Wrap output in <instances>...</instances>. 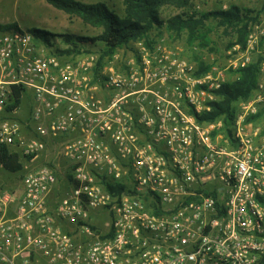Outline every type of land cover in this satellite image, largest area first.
Wrapping results in <instances>:
<instances>
[{
  "label": "built area",
  "instance_id": "built-area-1",
  "mask_svg": "<svg viewBox=\"0 0 264 264\" xmlns=\"http://www.w3.org/2000/svg\"><path fill=\"white\" fill-rule=\"evenodd\" d=\"M263 38L252 24L224 69L140 43L118 70L0 30V264H264ZM256 51L233 123L199 122ZM16 88L33 92L30 119Z\"/></svg>",
  "mask_w": 264,
  "mask_h": 264
},
{
  "label": "trees",
  "instance_id": "trees-1",
  "mask_svg": "<svg viewBox=\"0 0 264 264\" xmlns=\"http://www.w3.org/2000/svg\"><path fill=\"white\" fill-rule=\"evenodd\" d=\"M55 9L77 17L82 22L93 28L101 29L102 32L96 37L76 36L73 34L57 35L47 30L31 28L27 31L34 37L38 46H44L50 53L59 56H79L82 53L90 54L85 50L86 45L102 43V55L100 63L105 58L114 56L119 50L130 48L133 43L144 41L146 45H154L151 39V32L156 27H163L166 23L167 29L172 34L181 36L188 34L190 43L204 38L205 21L214 18L219 19L223 26L235 30L238 39L234 44H241L245 47L249 35V28L256 23L264 13L262 10H243L238 6H231L228 10L212 11L198 15L191 12L193 0H123V15L111 8L105 2L84 3L79 0H45ZM174 7L179 10H186L182 14L170 18L167 22L161 19V10L164 7ZM2 31L21 30L18 24L1 26ZM60 37L61 42L66 46L64 49H56V39ZM191 61L198 64L201 72H207L211 64L203 61L201 56H192ZM261 58H256L246 68L236 71L238 77L232 82L224 84L219 91L221 100L212 104V110L205 112L197 118L199 122L224 121L228 127L233 123L236 114V105L243 99H248L256 90L260 74ZM27 90L16 88L14 91V107H21ZM27 119H30L29 117ZM21 120V119H20ZM22 121V120H21ZM7 171L17 174L22 170V165L17 158L5 163ZM14 177L5 178L3 187L8 185L7 181ZM17 179V178H16ZM15 180V178H14ZM61 196L62 192L56 193Z\"/></svg>",
  "mask_w": 264,
  "mask_h": 264
},
{
  "label": "rangeland",
  "instance_id": "rangeland-1",
  "mask_svg": "<svg viewBox=\"0 0 264 264\" xmlns=\"http://www.w3.org/2000/svg\"><path fill=\"white\" fill-rule=\"evenodd\" d=\"M84 3L105 2L111 8L123 15V0H79ZM238 6L243 10H262L264 0H193L191 12L198 15L209 13L212 11L228 10L231 6ZM186 12L174 7H164L161 10V19L167 22L170 18ZM264 13L260 16L256 23L264 22ZM18 24L20 29L28 30L31 28H39L47 30L57 35L73 34L76 36L96 37L101 34L102 30L88 26L77 17L69 15L55 9L45 0H0V25ZM204 38L194 43H190L189 36L183 33L181 36L172 34L168 31L166 23L163 27H156L151 32V39L154 45L148 46L144 41L136 42L130 48H124L118 51L117 56H136L140 51V43H143L148 49H154L156 45H161L175 56H182L184 59L191 61L192 56L207 57L208 64L217 65L225 68L228 60L232 56L233 48L238 45L235 43L238 35L235 30L223 26L219 19L213 17L205 21ZM241 45V44H239ZM103 44L86 45L85 50L102 55L101 49ZM242 46V45H241ZM246 46V45H245ZM44 47V46H43ZM66 46L61 42L60 37L56 39V49H64ZM243 47V46H242ZM245 48V47H244ZM47 53L51 49L44 47ZM260 53L264 52V38L257 49ZM260 54L253 53V60L259 58ZM198 65V64H197ZM228 82L236 80L238 75L234 70L226 71ZM35 102L33 100V92L27 91L24 102L20 108L21 119H27L32 111Z\"/></svg>",
  "mask_w": 264,
  "mask_h": 264
},
{
  "label": "crops",
  "instance_id": "crops-1",
  "mask_svg": "<svg viewBox=\"0 0 264 264\" xmlns=\"http://www.w3.org/2000/svg\"><path fill=\"white\" fill-rule=\"evenodd\" d=\"M117 54L118 52L114 56L105 58V60L100 64L108 65V66L114 65L118 70H122V69L127 68L129 64H133V66H135V64L138 63L137 61L138 57L141 56L140 51L136 56L124 57V56H117Z\"/></svg>",
  "mask_w": 264,
  "mask_h": 264
}]
</instances>
